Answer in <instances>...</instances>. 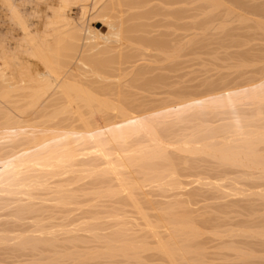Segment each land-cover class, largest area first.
<instances>
[{
    "label": "bare ground",
    "instance_id": "bare-ground-1",
    "mask_svg": "<svg viewBox=\"0 0 264 264\" xmlns=\"http://www.w3.org/2000/svg\"><path fill=\"white\" fill-rule=\"evenodd\" d=\"M230 1L258 19L0 0V264H264V5Z\"/></svg>",
    "mask_w": 264,
    "mask_h": 264
},
{
    "label": "rangeland",
    "instance_id": "rangeland-1",
    "mask_svg": "<svg viewBox=\"0 0 264 264\" xmlns=\"http://www.w3.org/2000/svg\"><path fill=\"white\" fill-rule=\"evenodd\" d=\"M223 1L225 2V3H223V4H226L227 7L225 6V8H224V7H223L222 9L220 8L221 10H220V9H219V10H215V12L211 9L214 13H216V12L219 13V14L216 13V17L218 16L219 19H218V18H217V19H218L219 21H216V23H214L215 27H216L217 25H218L217 27H219V23H220V25H222V24H221V21L223 22V26H224V24H225V25H228V26H229L228 28H230L231 26H232V27H236L237 24H239L238 21L240 20L239 18H240L241 16H242V17L249 18V19L251 18L252 20H257V19H258L257 17H254V16H253V17H254L255 19H253V17H251L250 14L248 15V13H245V11L242 10V8H240V7L236 6V5L234 6V4H233L230 0H228V1H227V0H223ZM223 1H222V2H223ZM199 2L201 3V1L194 0V3H193V7H194V15H195V20H196V21H197V20H199V21L203 20V19H204L203 14H205V17H206V15H208L210 12L213 13L212 11H209V12H208V9H210L208 6L205 7L204 4H202V3L200 4ZM247 2L249 3V5H250L251 3H252L251 5H254V4H255V5H259V4H260L259 6H261V7H263V5H264V0H247ZM256 2H257V3H256ZM258 3H259V4H258ZM230 5H231V6H230ZM203 6H204V7H203ZM228 6H229V7H228ZM233 6H234V7H233ZM232 7H233V10H231ZM204 8H206V9H204ZM224 9H225V10H224ZM201 10H202V12H201ZM203 10H204V11H203ZM222 10H223V11H222ZM227 10H228L229 12H228ZM241 10H242V11H241ZM243 11H244V14H242ZM0 12H1V8H0ZM73 12H74V14H73L74 17L76 16L75 18H78L79 14H80L79 9L76 8ZM76 12H77V13H76ZM78 12H79V13H78ZM211 13H210V14H211ZM214 13H213V14H214ZM230 13H231L232 16H233L235 13H236V14H235L233 17H231L230 15H228V14H230ZM220 14H221V15H220ZM226 14L228 15L227 18H226V16H227ZM238 14L240 15V17H239ZM0 15H1V13H0ZM77 15H78V16H77ZM199 15H200V16H199ZM236 15H237V17H236ZM214 16H215V15H214ZM229 16H230V17H229ZM221 17H222L224 20H222ZM224 17H225V18H224ZM238 17H239V18H238ZM220 18H221V19H220ZM231 18H232V19H231ZM256 18H257V19H256ZM230 19H231V20H230ZM234 19H235V20H234ZM237 19H238V21H237ZM227 20H229L228 23H230V24L227 23ZM232 20H233V21H232ZM199 21H198V22H199ZM231 21H232L233 23H232ZM218 22H219V23H218ZM237 22H238V23H237ZM217 23H218V24H217ZM226 23H227V24H226ZM232 24H233V25H232ZM235 24H236V25H235ZM5 29H6V30H5L6 32L9 30V31L7 32V34H8L9 37H11V36L13 35V31H12V27L10 26L9 23H6ZM2 30H3V29H2V26L0 25V35H1V33H2ZM196 30H197V29H195V34H196V36H197V35H201V34L204 33V32H203L202 30H200V29H198L197 31H196ZM212 31H213L212 33L217 32L216 30H212ZM214 31H215V32H214ZM10 32H11V34H10ZM217 33H218V32H217ZM206 66H207V67H206ZM208 66L210 67V65H204V64H203V65H202V64H201V65H195V66H194L195 69H194V68H193V69H194V71H199V70H202V69H209ZM196 67H197V68H196ZM201 67H202V68H201ZM210 68H211V67H210ZM197 69H198V70H197ZM261 213L264 214V211L261 212ZM262 214H261V215H262ZM239 215H240V214H239ZM239 215H238V217H239ZM232 216L238 219L237 214H236V216H235V214H232L231 217H232ZM258 216H259V214H258ZM245 217H247V216H245ZM235 218H234V219H235ZM237 219H235V220H233V221H238L239 219H240V220H245V219L242 218V216L239 217L238 220H237ZM240 220H239V221H240ZM240 228H241V227H239V229H238V227H234V228H232V231H233V229H234V232L232 233V235H233V234L236 235L235 233L239 234L240 231H241ZM243 228H244V227H243ZM225 229H226V230H225ZM229 229L231 230V227H230V228L226 227V228H224V229H222V230L227 231V230H229ZM239 230H240V231H239ZM242 230H243V229H242ZM225 235H226V236H225V238H226L225 240H227V242H228L229 244L232 243V242H234V241H239L240 239H241L240 241H243V240H244V238H243L242 236H241L240 238H239V236L234 237V238H233V237L230 238V237H228L230 234H227V233H226ZM227 235H228V236H227ZM236 243H237V242H236ZM214 244H215V243H214ZM230 245H231V244H230ZM233 245L236 246L237 244H233ZM211 246H212V244H211ZM213 246H214V245H213ZM237 246H238V247H242V245H240V244L237 245ZM216 248H217V247H216ZM216 248H215L214 250H213V249H211V250L209 249L210 253H211V252H213V253H217V252H218L217 255H216L217 258H216V256H215V259H216V260H215L214 262L212 261V264H220V263H221V264H222V263H223V264H238L239 261H238L237 258H236V255H237V252H236V251L234 252L235 254H233L232 251H229V250L227 251V250H222V249H221L222 252L224 251V254H225V255H224V254L221 252V250H216ZM242 248H244V246H243ZM245 248H246V247H245ZM215 251H216V252H215ZM242 251H243V250H242ZM245 252H246V251H245ZM219 253H222V254H219ZM256 254H257V253H255V255H256ZM263 254H264L263 252H262V253L260 252V253H258L256 256H257V257L260 256V257L262 258V257H264ZM219 255H222V256H219ZM223 255H224L225 257H224ZM232 256H233V257H232ZM218 257H219V258H218ZM234 257H235V258H234ZM223 258H224V260H223ZM226 258H227L228 260H227ZM261 258H260V261H261ZM219 260H221V261H219ZM234 260H237L238 262H237V261H234ZM257 260H258V259H257ZM217 262H218V263H217ZM235 262H237V263H235ZM258 262H259V260H258ZM261 262H263V260H262ZM263 263H264V262H263Z\"/></svg>",
    "mask_w": 264,
    "mask_h": 264
}]
</instances>
